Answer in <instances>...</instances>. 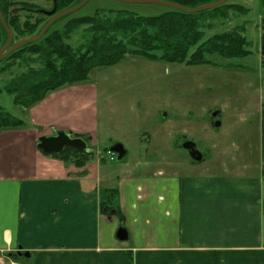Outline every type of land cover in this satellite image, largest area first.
<instances>
[{"label":"crops","instance_id":"0c3cea01","mask_svg":"<svg viewBox=\"0 0 264 264\" xmlns=\"http://www.w3.org/2000/svg\"><path fill=\"white\" fill-rule=\"evenodd\" d=\"M50 100L32 108L31 129L0 131V264H264V102L257 158L249 145L221 171L166 163L109 185L95 155L63 160L37 148L52 127L93 142L66 122L65 101ZM101 188L116 191L122 216L101 208Z\"/></svg>","mask_w":264,"mask_h":264},{"label":"rangeland","instance_id":"374dc122","mask_svg":"<svg viewBox=\"0 0 264 264\" xmlns=\"http://www.w3.org/2000/svg\"><path fill=\"white\" fill-rule=\"evenodd\" d=\"M229 1L243 4L248 10L240 14L230 11L226 18L211 19L212 13L202 16L206 18L205 24L209 23L203 28L204 37L236 26L243 27L242 34L249 41L247 56L208 55L210 64L185 65L127 54L113 65L92 69L86 81L65 85L43 98L55 100V103L65 101L69 112L66 122L75 120L91 131L93 142L86 139L95 153L91 161L96 162L93 165L100 163L102 174L107 173L106 184L116 185L118 178L125 176L148 177L166 163L177 164L178 170L180 166L184 173L190 169L199 173L221 171L249 145L248 151L252 154L247 158L250 161L252 157L257 158L264 102V60L261 61L259 53L264 8L260 0ZM9 3L8 16L16 15L19 25L27 19L47 22L49 16L42 18L29 8L49 10L52 6L51 0H9ZM97 9H128L143 16L159 15L168 10L159 4L89 0L56 23L53 29L61 28L71 17L92 15ZM25 37L12 33L10 46ZM4 40L0 27V45ZM76 41L78 38L73 35L70 42ZM9 54L0 57V89L12 76L25 70L31 57L27 54L23 55L24 59L9 58ZM3 67L6 70L2 71ZM41 101L28 110L14 104L10 94L0 93L2 107L26 122L22 129L32 128V108L37 109ZM213 110H219V126H214L210 117ZM55 130L50 128L48 136ZM187 140L194 142L203 155L201 162H192L188 151L182 147ZM114 143H121L126 149L121 160L106 150ZM118 222L120 224V220Z\"/></svg>","mask_w":264,"mask_h":264},{"label":"trees","instance_id":"16d2710c","mask_svg":"<svg viewBox=\"0 0 264 264\" xmlns=\"http://www.w3.org/2000/svg\"><path fill=\"white\" fill-rule=\"evenodd\" d=\"M56 5V12L62 11L81 0H51ZM186 7H196L216 0H171ZM264 8V0H260ZM9 0H0V11L6 25L13 36H35L45 25L46 20H25L22 25L17 22V16H8ZM50 8V9H51ZM153 16L139 15L128 9H97L92 15L71 17L61 28L53 26L67 14L54 21L43 36L28 42L12 51L7 57L23 58L29 55L25 70L7 80L2 91L10 94L14 104L29 108L41 101L48 93L65 85L86 81L92 69L110 66L127 54L139 55L150 60H164L185 65L210 64L208 55L222 58H239L247 56L249 41L242 34L243 27L214 33L204 37L203 28L206 18L202 16L212 13L211 19L226 18L230 11L244 13L248 9L243 4L227 2L218 7L201 10L194 13L183 12L171 7ZM42 18L47 17L37 8H29ZM203 20H202V19ZM4 45L8 39L2 27ZM259 53L264 60V16L260 24ZM73 35L78 41L71 43ZM36 64V65H32ZM5 67L1 68L4 71ZM6 70V69H5ZM26 122L6 111L0 104V131L8 128H22ZM73 137H81L70 133ZM107 150V149H106ZM89 150L65 147L58 153L46 154L63 160L85 159L94 156ZM192 162H194L192 160ZM114 189H100V206L107 213L114 210L119 217V210L111 205ZM16 256L15 254H12Z\"/></svg>","mask_w":264,"mask_h":264},{"label":"water","instance_id":"95a60500","mask_svg":"<svg viewBox=\"0 0 264 264\" xmlns=\"http://www.w3.org/2000/svg\"><path fill=\"white\" fill-rule=\"evenodd\" d=\"M88 1L89 0H81L79 3L72 5L66 9H64L62 11H58V12H56V5L55 4L49 10H41L38 8V10L40 12L44 13L47 16H50L48 21L45 23V25L42 27V29L40 30V32L37 35L29 36V37H25L23 39H20L19 41L12 44L11 46H10V44L12 43V33H11L9 27L6 25L5 20L3 18V15L0 11V23L8 35L7 42L0 48V57H3L5 54L11 53L12 51L18 49L19 47H21L22 45H24L28 42H32V41H36V40L40 39L43 36V34L45 33V31L48 29V27L54 21H56L57 19L65 16L67 14H70L72 12L77 11L82 6H84ZM119 1L128 2V3L159 4V5L171 7V8L183 11V12L194 13L197 11L208 10V9L218 7L222 4L227 3L229 0H216L213 2L198 5V6L193 7V8L183 6V5H181L175 1H171V0H169V1H163V0H119ZM1 52H3V53H1ZM218 113H219L218 110H213L210 113V117L215 118V117H217ZM219 125H220V122H219V120L216 119L214 121V126H219ZM36 145H37V148L44 154L58 153L61 150H63L65 147H71V148L80 149V150H87V143L84 139H82L80 137H71L70 132H65V131H57L55 135L40 136L38 138V142ZM182 147L188 151V154L192 160L200 161L202 159V154L197 150L194 142L188 141V140L184 141L182 144ZM108 151L116 154V158L118 160H121L126 153V150L121 143L113 144L112 146H110L108 148ZM116 237L121 241L126 240L128 237L127 230L124 227H119L117 229V232H116ZM25 255L28 256L27 253H25Z\"/></svg>","mask_w":264,"mask_h":264},{"label":"flooded vegetation","instance_id":"af4514ba","mask_svg":"<svg viewBox=\"0 0 264 264\" xmlns=\"http://www.w3.org/2000/svg\"><path fill=\"white\" fill-rule=\"evenodd\" d=\"M215 119H217V118H214L213 120H215Z\"/></svg>","mask_w":264,"mask_h":264}]
</instances>
